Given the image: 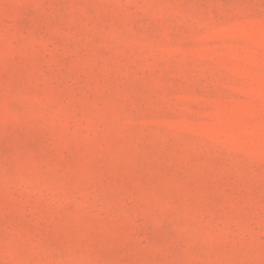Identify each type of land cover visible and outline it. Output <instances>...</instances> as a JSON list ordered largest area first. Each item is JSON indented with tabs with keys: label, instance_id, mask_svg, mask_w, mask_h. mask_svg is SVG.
I'll use <instances>...</instances> for the list:
<instances>
[{
	"label": "rangeland",
	"instance_id": "obj_1",
	"mask_svg": "<svg viewBox=\"0 0 264 264\" xmlns=\"http://www.w3.org/2000/svg\"><path fill=\"white\" fill-rule=\"evenodd\" d=\"M0 264H264V0H0Z\"/></svg>",
	"mask_w": 264,
	"mask_h": 264
}]
</instances>
